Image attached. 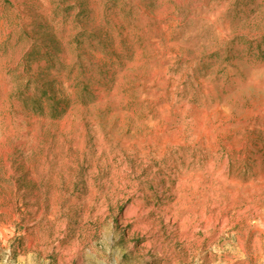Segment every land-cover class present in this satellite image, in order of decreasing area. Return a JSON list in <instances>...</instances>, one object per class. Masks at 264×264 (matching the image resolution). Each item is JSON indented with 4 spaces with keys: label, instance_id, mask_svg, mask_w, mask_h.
Listing matches in <instances>:
<instances>
[{
    "label": "rangeland",
    "instance_id": "rangeland-1",
    "mask_svg": "<svg viewBox=\"0 0 264 264\" xmlns=\"http://www.w3.org/2000/svg\"><path fill=\"white\" fill-rule=\"evenodd\" d=\"M0 264H264V0H0Z\"/></svg>",
    "mask_w": 264,
    "mask_h": 264
}]
</instances>
